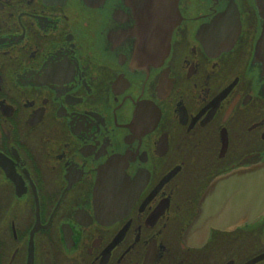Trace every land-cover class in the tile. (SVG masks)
Segmentation results:
<instances>
[{
	"label": "flooded vegetation",
	"instance_id": "flooded-vegetation-1",
	"mask_svg": "<svg viewBox=\"0 0 264 264\" xmlns=\"http://www.w3.org/2000/svg\"><path fill=\"white\" fill-rule=\"evenodd\" d=\"M163 5L0 0V264H264V0Z\"/></svg>",
	"mask_w": 264,
	"mask_h": 264
},
{
	"label": "water",
	"instance_id": "water-1",
	"mask_svg": "<svg viewBox=\"0 0 264 264\" xmlns=\"http://www.w3.org/2000/svg\"><path fill=\"white\" fill-rule=\"evenodd\" d=\"M162 1L164 4L163 6L165 8V15L166 16H168V15L179 16L178 10H177V0H162ZM151 7H152V3L150 4V8ZM157 9H158V7H156L154 9L155 14H158V12H159ZM173 27H174V24L171 22L170 26L167 25V27L164 30L160 31V37L162 38L161 44H162V46L164 45L166 48L168 47V40L170 39V35L173 31ZM263 170H264V167L262 168V171ZM251 173L253 174L254 171H251ZM262 178H263V181H262L263 188L260 191H256L257 196H255V197H251L249 195V194L254 193V190H248V189H245V191L240 190V189L236 190V188H234V186H232L233 188L230 191L227 189L223 190L222 189V185H223L222 182H218L217 185H220V187L217 191L214 192L216 194L215 198L219 199L217 201L218 206H215L216 212H217V210H220L222 213V211L226 207L231 206L230 204L228 205V203H232L233 205L236 206L237 210H240L243 208V206H245L244 202H246L248 198L251 199L252 201H254V199H256L254 203L256 205L257 211L261 210L262 212H264V176H262ZM224 191L229 192V193L224 195ZM242 195H244V198H245L244 202L242 200ZM224 220H226V219H222L220 217L218 219H214L213 223L214 224L215 223H221ZM230 222H231V220H226L224 223H225V225H227V224H230ZM191 227H193V225Z\"/></svg>",
	"mask_w": 264,
	"mask_h": 264
}]
</instances>
